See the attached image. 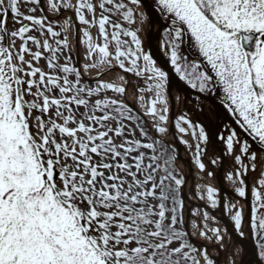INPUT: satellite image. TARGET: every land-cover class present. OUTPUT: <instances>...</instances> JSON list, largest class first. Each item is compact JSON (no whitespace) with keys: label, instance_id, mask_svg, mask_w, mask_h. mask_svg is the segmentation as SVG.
Masks as SVG:
<instances>
[{"label":"snow or ice","instance_id":"6c2138e0","mask_svg":"<svg viewBox=\"0 0 264 264\" xmlns=\"http://www.w3.org/2000/svg\"><path fill=\"white\" fill-rule=\"evenodd\" d=\"M143 7L0 0V264H219L221 207L264 264V0H154L167 69ZM173 77L198 100L219 92L232 124L173 117ZM169 135L197 171L187 193ZM213 135L233 162L223 203L204 180ZM186 195L201 202L187 217Z\"/></svg>","mask_w":264,"mask_h":264},{"label":"water","instance_id":"95a60500","mask_svg":"<svg viewBox=\"0 0 264 264\" xmlns=\"http://www.w3.org/2000/svg\"><path fill=\"white\" fill-rule=\"evenodd\" d=\"M145 1H146V10L150 13V15L152 13L153 16L156 19L155 47L154 48H151V52H152L154 58L157 59L158 64H160L161 66H163V67H165L167 69V63L165 61V58L163 56V53L160 50L161 33H160L159 28H160V24L162 23V21L160 20L158 14L152 11V6L154 4L153 0H145ZM151 20H152V17L150 16L149 22L145 24L147 27H148V25H149V23H150ZM172 85L173 86H172V89H171V94H172L173 97H174L175 90H178L180 94H184L185 96H191L192 97V94L197 95V96L200 95V94L196 93L194 90H190L189 88L185 87L183 84H181L179 81H177L175 77L172 78ZM212 99L214 100V98H212ZM215 102L218 105H220L219 102H217V101H215ZM172 116L174 117L173 112H172ZM206 122H208V120H206ZM208 125H209V123H208ZM209 129L212 130L211 127L208 128V130ZM212 140H217L214 135H213ZM177 143H178V141H177ZM176 148L177 149L184 150V152L187 155L188 164L190 166V169H189L188 173L186 174V177L189 180V178L191 177V174H192V170H191V166H192L191 154L185 149V146L184 145L179 144V146L178 147L176 146ZM219 150H220V157H221V165H219V167H218V181H219V183L221 185V188H220V196H221V200H222V198L224 197L225 189H224L223 176H222V170H223V150H222V147L221 146H219ZM185 200H187V199L185 198ZM190 203L192 205H196V206H197V204H200V203H197V202H194V201H190ZM219 210L221 211V214H222V217L223 218L220 216V213H219L220 211ZM209 211L215 217H217L218 222H220V224L223 227H226L227 226L229 228V233H230V235L232 237H234V238L238 237L239 238L238 255L240 257V260L243 262V264H254L256 262V259L257 258L255 256L254 251H253V245H252L251 238L249 237V235L247 234V236L240 237V236H237L234 232L231 231V223H230L229 219L224 215L223 210H222V207L221 208H218V210H211V209H209ZM245 242L247 243V248H248V250H249V252L251 254L249 260H246V258L243 256V246H244V243Z\"/></svg>","mask_w":264,"mask_h":264},{"label":"bare ground","instance_id":"6f19581e","mask_svg":"<svg viewBox=\"0 0 264 264\" xmlns=\"http://www.w3.org/2000/svg\"><path fill=\"white\" fill-rule=\"evenodd\" d=\"M143 2H144V0H143ZM143 5H144V3H143ZM141 10L142 11L145 10V5H144V7ZM146 39H147L148 44L151 46V48H154L155 47V23L154 22H153V25H151V27L146 32ZM129 92H132L131 88H129ZM128 100H129V102L132 101V94H130V93L128 95ZM176 106H178V104H175V107ZM181 154L182 155L180 157L179 165L181 166V168L183 169L184 172H188L190 167H189L188 162H187L186 154L182 150H181ZM191 170L193 172V176L191 174L190 180L188 182V188L186 189V193L191 190V187H192V185L194 183V180H195L196 174H197L195 166H193V168L191 166ZM204 180H205L206 183H211L213 185H216V179H214V178H206V177H204ZM227 191L232 195L229 186L227 187ZM186 198L189 201L192 200V199H189L187 195H186ZM189 207H190V204L187 203L186 204V210H189ZM247 212H248V209L245 208V213L247 214ZM245 233H246V230H245ZM225 250H226V246H225ZM225 250L224 251H219V249L216 248V253L218 254V256L221 259L224 256ZM243 251H244L243 255L245 256L246 260H249L251 254H250V252H249V250L247 248V244L246 243H244ZM234 259L237 260L236 258H234ZM254 264H256V263H254Z\"/></svg>","mask_w":264,"mask_h":264},{"label":"rangeland","instance_id":"374dc122","mask_svg":"<svg viewBox=\"0 0 264 264\" xmlns=\"http://www.w3.org/2000/svg\"><path fill=\"white\" fill-rule=\"evenodd\" d=\"M144 3V2H143ZM145 5V4H144ZM151 27V25L149 26V28ZM148 28V29H149ZM142 35V38L145 40V43H146V46H147V48L149 49V44H148V42H147V40H146V25H145V31L141 34ZM188 51L190 52L191 51V49L189 48L188 49ZM41 63L43 64L44 62L43 61H41ZM130 94H132V92H129ZM183 106L181 107V108H183V111H188V113H189V115L192 117V100L191 99H184V102H183V104H182ZM210 148H208V150H209ZM251 175V174H250ZM210 224H212V222L210 221L209 222ZM212 226H218L217 224H212ZM219 227V226H218ZM227 242H228V240L225 238V240H224V246L226 245V247H227ZM228 248V247H227ZM229 253V252H228ZM234 259H233V257L231 256V255H228V264H232V261H233ZM236 264V263H235Z\"/></svg>","mask_w":264,"mask_h":264},{"label":"flooded vegetation","instance_id":"af4514ba","mask_svg":"<svg viewBox=\"0 0 264 264\" xmlns=\"http://www.w3.org/2000/svg\"><path fill=\"white\" fill-rule=\"evenodd\" d=\"M213 97L216 99V101L219 102V100H220V94H219V92H217ZM221 107H222V105H221ZM228 119H231V118L228 117L227 114H225V117H223V123H227L228 122Z\"/></svg>","mask_w":264,"mask_h":264}]
</instances>
